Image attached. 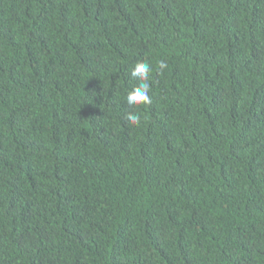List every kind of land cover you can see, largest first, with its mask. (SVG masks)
<instances>
[{"label":"trees","instance_id":"16d2710c","mask_svg":"<svg viewBox=\"0 0 264 264\" xmlns=\"http://www.w3.org/2000/svg\"><path fill=\"white\" fill-rule=\"evenodd\" d=\"M0 264H264V0H0Z\"/></svg>","mask_w":264,"mask_h":264},{"label":"clouds","instance_id":"9594fccd","mask_svg":"<svg viewBox=\"0 0 264 264\" xmlns=\"http://www.w3.org/2000/svg\"><path fill=\"white\" fill-rule=\"evenodd\" d=\"M167 65L161 61L158 65L163 70ZM152 73L151 65L146 61H138L131 70V77L137 81V86L131 89L126 96V104L132 108H138L151 103L149 95L151 90L150 77ZM125 119L132 125H139L141 122L140 114L136 112H128Z\"/></svg>","mask_w":264,"mask_h":264}]
</instances>
